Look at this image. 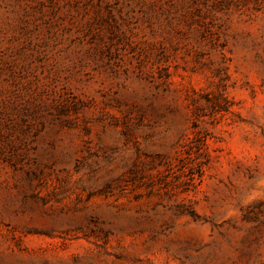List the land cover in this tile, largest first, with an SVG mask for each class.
I'll return each mask as SVG.
<instances>
[{
	"label": "rangeland",
	"instance_id": "obj_1",
	"mask_svg": "<svg viewBox=\"0 0 264 264\" xmlns=\"http://www.w3.org/2000/svg\"><path fill=\"white\" fill-rule=\"evenodd\" d=\"M0 264H264V0H0Z\"/></svg>",
	"mask_w": 264,
	"mask_h": 264
}]
</instances>
